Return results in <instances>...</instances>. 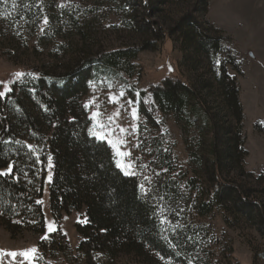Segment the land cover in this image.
Instances as JSON below:
<instances>
[{"label": "trees", "instance_id": "16d2710c", "mask_svg": "<svg viewBox=\"0 0 264 264\" xmlns=\"http://www.w3.org/2000/svg\"><path fill=\"white\" fill-rule=\"evenodd\" d=\"M120 1L128 13H142L129 24L138 44L95 53L83 49V57H64L76 67L62 75L46 70L54 62L45 61L0 97V172L13 165L12 175L0 176V227L13 240L45 235L43 206L36 201L44 197L50 163L51 211L56 219L85 212L76 229L78 252L86 259L233 264L232 248L213 225L216 212L225 226H232L235 218L264 238V189L257 191L249 183L261 184L264 176L256 179L246 171L244 107L239 84L228 73L230 68L243 76L241 65L225 47L223 32L204 19L211 0H185L187 9L170 26V34L152 19L157 6L165 5L162 0ZM48 12L42 0L0 2V20L17 15L37 29ZM170 35L190 78L179 71L180 78H166L142 93L136 173L125 175L112 147L90 135L93 120L85 99L103 79L135 77L138 55L157 50ZM203 59L212 77L193 67ZM168 114L183 132L187 127L196 131L197 151L186 145L190 163L196 165L192 170L180 165L176 144L161 133ZM66 244L58 231L40 242L38 251L61 255Z\"/></svg>", "mask_w": 264, "mask_h": 264}, {"label": "rangeland", "instance_id": "374dc122", "mask_svg": "<svg viewBox=\"0 0 264 264\" xmlns=\"http://www.w3.org/2000/svg\"><path fill=\"white\" fill-rule=\"evenodd\" d=\"M42 1L49 12L38 29L29 20L21 19L17 15L0 20V92L8 93L5 85L11 89L14 83L32 73L33 69L45 61L54 62L46 70L62 75L69 70L73 72L76 67L74 61L65 62L64 57H83V49L95 53L139 43V36L130 30L129 24L133 17L139 21L142 13L139 10L128 13L120 0ZM162 1L165 5L157 6V13L152 15V19L158 21L165 32L170 34V26L187 9V5L185 0ZM198 17L201 19V16ZM204 19L209 26L223 32L225 47L241 65L243 76L236 75L230 68L228 73L239 84L240 100L244 107L246 149L249 153L246 171L258 179L264 176V0H211ZM80 31L85 35L83 41ZM175 39L171 35L164 37L157 50L140 53L136 60L139 72L135 77L119 74L117 77L103 79L100 84L92 86L85 99L89 105L90 116L98 112L100 115L97 121L110 124L114 134L108 139L117 142L120 152L130 153L117 156L111 146L117 163L119 161L122 164H131L129 171L132 174L136 173L134 157L140 126L137 106L144 97L142 93L161 85L166 78H180L179 71L185 79L190 78ZM193 67L198 68L200 74L212 77L211 66L204 59ZM17 73L22 75L17 77ZM109 96H114L116 102H110ZM128 101L133 103L129 104ZM132 109L136 110V119L131 116ZM97 121H93V128L97 132L107 131L100 129ZM162 124L161 133L167 137L169 143L176 144L174 152L180 165L192 170L196 165L190 163L186 145L188 144L191 151H197L196 131L187 127L183 132L172 114L165 115ZM121 127L126 132H120ZM49 173L52 176V166ZM49 182L48 179L42 198L46 219L45 235H25L13 240L0 227V264H138L131 257L109 259L91 255L90 259H86L81 255L78 252L81 237L76 224L85 221V212L62 214L56 219L50 208ZM249 183L257 187V191L264 189V181L257 184L249 180ZM232 219L233 224L230 227L224 225L218 212L212 220L217 234L223 237L227 247L232 248L233 264H264V238L251 225ZM50 223L55 229L51 232L48 230ZM58 231L67 243L65 253L58 255L49 249L38 251L44 237L48 239ZM33 248L37 251L31 262L21 256L12 258L5 255L11 252L22 253Z\"/></svg>", "mask_w": 264, "mask_h": 264}, {"label": "snow or ice", "instance_id": "6c2138e0", "mask_svg": "<svg viewBox=\"0 0 264 264\" xmlns=\"http://www.w3.org/2000/svg\"><path fill=\"white\" fill-rule=\"evenodd\" d=\"M2 2H7V0H2ZM45 23H47V20L45 21ZM17 77L21 76L22 74L20 73H17L16 74ZM111 86L109 85V88ZM5 91H11V89H9L7 87V85H5ZM5 95V92H0V97L4 96ZM121 96H123V93H120ZM109 101L112 102V103H115L116 102V98L114 96H109ZM129 104H132L133 102L132 101H128ZM89 105H85V108H88ZM100 115V113L98 112H94L91 119H93V121H97V118L98 116ZM117 115H119V112H117ZM131 116L133 119H136L137 118V113H136V110L135 109H132L131 111ZM110 119V122H111V118ZM97 126L100 128V129H107V131H101V132H97L95 130V128L93 129H90V135H92L93 137H95L97 140H100L102 142H106L108 143L110 146L113 147L114 151H116L117 153V156H125V155H130V153L128 154H125L123 152H120L119 151V148L117 146V142H114L113 140L111 139H108L109 136L113 135V131L110 127V124H104L102 122H98L97 121ZM133 131H135V127H133ZM120 132H126V129L124 128H120ZM51 161V157H49V162ZM117 166L121 168L122 171H124L125 175H129V174H132L129 170L131 169V164H122L121 162L118 161L117 163ZM49 167H51V164L49 163ZM13 173V165H9L7 170L6 171H3V172H0V176H9V175H12ZM49 181L51 180V174L49 173V177H48ZM37 204H42L43 201L42 200H37L36 201ZM48 230L49 232L51 231H54V226L50 223L48 225ZM45 239L47 237H44ZM36 249L33 248V249H30L28 251H25V252H22V253H16V252H11V253H6L5 255L7 256H10L12 258H16L17 256H21L23 257L25 260H28L29 262H31V260H33L35 258V253H36Z\"/></svg>", "mask_w": 264, "mask_h": 264}]
</instances>
